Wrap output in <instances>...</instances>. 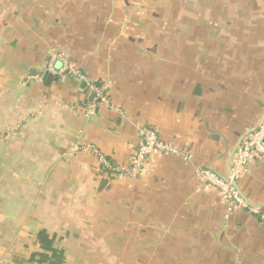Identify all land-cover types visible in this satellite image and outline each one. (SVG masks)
Instances as JSON below:
<instances>
[{"label":"crops","instance_id":"1","mask_svg":"<svg viewBox=\"0 0 264 264\" xmlns=\"http://www.w3.org/2000/svg\"><path fill=\"white\" fill-rule=\"evenodd\" d=\"M146 1L0 0V264H264V158L236 181L263 217L229 210L196 175L228 177L262 118L264 19L233 37L220 32L243 22L221 12L242 0ZM201 5L219 12L213 36L195 31ZM58 55L104 84L93 115L79 79L43 78ZM140 125L190 158L153 152L133 179L73 150L90 143L126 165Z\"/></svg>","mask_w":264,"mask_h":264},{"label":"built area","instance_id":"2","mask_svg":"<svg viewBox=\"0 0 264 264\" xmlns=\"http://www.w3.org/2000/svg\"><path fill=\"white\" fill-rule=\"evenodd\" d=\"M48 69L54 74L65 73L74 76L83 83L90 97L85 105L86 114L93 115L99 105L109 102L104 84H96L90 81L78 67L69 65L62 60V65L58 69H55L52 64L48 65ZM137 133L138 142L135 153L126 165L112 164L106 156L100 154L94 145L90 143L74 144L73 150L84 153L93 151L98 155L99 162L104 170L111 171L119 178L133 179L140 177L146 172V159L153 152H159L163 155L176 154L182 155L186 159L190 158L189 153L181 151L172 143L163 140L153 127L140 125L138 126ZM256 158H264V116L261 123L252 131L247 132L235 148L231 158L230 175L228 177L223 176L207 166L199 167L196 170V175L204 184L205 188L211 187L219 191L228 203L229 210H231V207L238 206L263 217L258 208L245 203L233 185V182L238 180L245 168Z\"/></svg>","mask_w":264,"mask_h":264},{"label":"rangeland","instance_id":"3","mask_svg":"<svg viewBox=\"0 0 264 264\" xmlns=\"http://www.w3.org/2000/svg\"><path fill=\"white\" fill-rule=\"evenodd\" d=\"M183 1H184V3H186L188 0H183ZM191 1L192 0H189V5L192 4ZM198 1H200V0H198ZM198 1H196V2H198ZM230 1L231 0H225L226 3H230ZM146 2L152 3V2H155V0H147ZM214 3H215L214 0H209V5H211L212 7L214 6ZM162 4H164V3H162ZM243 4H246V3H245V1L242 0L241 5L243 6V8H242L243 10H241V12H239V13L234 14L233 17L226 16L225 11L221 12V15H225V16H222V17H224L222 20H225V17H227V19H229V22H234V21H236L238 23L243 22V24H238V25H240V27H237L236 30L233 27L234 29L233 28H228V29L223 28L222 31H221V29L217 30V27H215L216 21L218 20V18L216 17V15L219 13L218 11L212 12L209 5L206 8L204 5H201V9L198 10L200 12L199 13L197 11V9H195V7H194L193 10H196V15L194 18L195 24H196L195 31L196 32L199 31V29H197V28H199V27L202 28L203 27L202 23H203V24H205V27H203V29L205 31H207V33H209L212 36L215 35L214 33L216 31H221L220 33H222V34L224 33V31H226V35L233 36V37H235L234 35L239 36V33H241V35H243V36L250 34L249 31L252 28V26H254V24H255V23H250V22L254 21L255 19L256 20H263L264 19V0H254L253 1L254 5H259V6H257L258 10L255 14H252L251 12L247 11L246 10L247 8L244 7ZM216 5L218 7V4H216ZM237 5H239V3H237ZM248 15H249L250 19L247 17ZM204 19H206L207 21L204 22L203 21ZM222 27H224V26L222 25ZM166 29H169V28H166ZM174 29H175V24L173 23V27H172L173 33H174ZM169 31L171 32V30H169ZM169 31L166 30L165 31L166 34H167V32L169 33ZM179 33L180 32H178V34ZM199 34H201V33H199ZM181 51H184V49H182ZM57 57H59L61 60H64L61 57V55H58Z\"/></svg>","mask_w":264,"mask_h":264},{"label":"water","instance_id":"4","mask_svg":"<svg viewBox=\"0 0 264 264\" xmlns=\"http://www.w3.org/2000/svg\"><path fill=\"white\" fill-rule=\"evenodd\" d=\"M41 73H43V78L46 80L47 83H50L52 80L58 78V75H57V74H52V73L46 72V69H45L44 67L41 69ZM263 116H264V111H263V115H262V118H261L259 124L261 123V121H262V119H263ZM259 124H258V125H259ZM258 125H257V126H258ZM257 126H256V127H257ZM256 127H255V128H256ZM253 129H254V128H253ZM253 129H252V130H253ZM252 130H250V131H252ZM240 141H241V139H240ZM240 141L238 142V144L240 143ZM238 144H237V145H238ZM237 145L235 146V148L237 147ZM235 148L233 149V151H232L230 157H232ZM229 170H230V166H229ZM233 185H234L235 189L238 191L239 195L243 198V200L245 201V203L248 204V202L245 200V198H244L242 192L238 189V186H237L236 182H233ZM248 205H249V204H248Z\"/></svg>","mask_w":264,"mask_h":264},{"label":"trees","instance_id":"5","mask_svg":"<svg viewBox=\"0 0 264 264\" xmlns=\"http://www.w3.org/2000/svg\"><path fill=\"white\" fill-rule=\"evenodd\" d=\"M96 84L98 83V82H95ZM90 97H88V99H89Z\"/></svg>","mask_w":264,"mask_h":264}]
</instances>
